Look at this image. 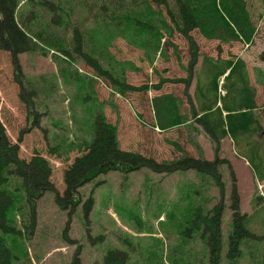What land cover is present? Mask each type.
Masks as SVG:
<instances>
[{
    "label": "rangeland",
    "instance_id": "1",
    "mask_svg": "<svg viewBox=\"0 0 264 264\" xmlns=\"http://www.w3.org/2000/svg\"><path fill=\"white\" fill-rule=\"evenodd\" d=\"M244 1L255 30L248 47L238 41H208L193 30L190 52L182 34L170 37L166 32L167 12L177 21L175 0H166L167 10L152 0H16V23L30 50L17 55L16 70L10 53L0 51V124L12 143L22 136L20 159L29 162L39 155L48 161L54 193L31 202L21 198L23 210L15 216L20 233L13 243L20 259L11 264H71L76 256L78 264H101L107 250L124 252L127 264H208L209 230H194L192 223L199 213L196 223L202 224L219 207L227 253L234 185L251 236L241 244L238 264H264V180L256 181L246 163H251L249 155L235 151L229 135L215 144L189 114L185 125L157 132L150 103L157 95L172 94L182 114L188 99L197 112L200 101H210L204 59H241L255 98L253 113L262 135L254 138L264 167V5L262 0ZM75 34L81 52L114 79L146 90L118 97L107 79L97 80L83 56L74 52ZM189 75L186 91L183 83H171ZM160 79L165 82L159 84ZM217 83L221 107L226 81L221 77ZM99 115L115 127L120 150L154 160L160 171L149 164L127 174L98 176L74 200L58 206L54 195L63 197V170L85 153ZM184 156L218 159L223 192L209 174L173 170L169 163ZM17 186L12 178L11 189ZM221 264L229 262L222 259Z\"/></svg>",
    "mask_w": 264,
    "mask_h": 264
},
{
    "label": "trees",
    "instance_id": "2",
    "mask_svg": "<svg viewBox=\"0 0 264 264\" xmlns=\"http://www.w3.org/2000/svg\"><path fill=\"white\" fill-rule=\"evenodd\" d=\"M156 5H163L166 0H152ZM177 5V21L168 13L170 26L166 31L170 37L174 32H179L189 45L190 52L194 50L191 32L197 30L206 40H216L219 43L238 41L248 47L253 36L254 26L244 0H175ZM264 5V0H262ZM17 3L16 0H0V51L10 53L11 63L17 69L16 59L20 53H27L28 38L16 23ZM167 10V8H166ZM131 22V21H128ZM133 23V22H131ZM139 25L137 22L134 23ZM144 28V26H141ZM160 35L158 36V38ZM75 38L74 52L83 56L88 65L94 71L97 80L105 81L121 97L125 92H144L146 87L133 88L127 86L123 80L120 82L112 75L104 71L89 55L81 52V45ZM173 52H176L172 46ZM159 51V49H157ZM161 53V52H160ZM193 54L191 58H193ZM206 72L210 74L207 93L210 101L198 104V111L188 99V109L182 114L180 112V101L172 94L157 95L150 101L151 110L156 128L160 132L173 130L185 125L189 121V114L196 122L202 123L211 139L218 144L226 135L234 142V150L249 155L251 163L249 167L254 171L256 181L264 180V167L261 165L260 151L256 145L255 136H261L259 126L254 118V110H257L253 90L249 85L246 74L245 63L238 58L227 59L223 62L204 59ZM192 62L189 63V68ZM221 77L226 81V97L221 107L217 106L216 89L217 81ZM165 81L159 80V84ZM183 83L185 91L189 86L190 75L184 80H171V83ZM157 91V88H153ZM196 97L199 93L195 91ZM187 96V94H185ZM212 96V97H211ZM225 113L223 116L222 114ZM201 125V124H200ZM22 136L19 135L17 142L12 143L7 137L4 127L0 124V264H11L15 259H20L19 253H14L18 246L13 244L20 233L17 230L16 213L22 212L21 198L31 202V199H40L46 193H54L51 183L52 170L47 160L39 155L33 156L29 162L19 158V143ZM176 147V144L173 143ZM244 158V157H243ZM151 164L153 171H160V167L152 159H145L141 155L119 149L116 140V129L107 123L102 115L94 126V137L84 154L76 157L62 173V182L65 187L63 197L54 195L55 203L60 206L62 201L74 200L78 190L91 182L98 176L109 173H131L142 166ZM173 170H195L198 173L209 174L215 181L216 186L223 192L220 176L217 174L219 160L213 162L204 159L184 156L181 159L170 162ZM169 168V167H168ZM12 178L18 180V186L11 189ZM25 193V194H24ZM232 230L228 237V251L224 254V245L221 242L218 218L219 207L214 211L211 218L203 217L202 224L196 223L200 219L199 213L192 223L194 230H209L210 253L208 264H221L225 259L229 264H238L240 258L241 244L251 238L246 230V216L241 215L238 210V197L235 192V185L232 188ZM33 204V203H32ZM33 210V205H30ZM69 226L67 224L63 231V237ZM33 222L30 225L32 229ZM194 232V231H193ZM204 232H202L203 234ZM188 238L191 237L186 233ZM6 238L10 249L6 246ZM14 247V248H13ZM79 248L77 250V253ZM126 254L118 250H107L101 264H127ZM76 256L71 264H78Z\"/></svg>",
    "mask_w": 264,
    "mask_h": 264
},
{
    "label": "water",
    "instance_id": "3",
    "mask_svg": "<svg viewBox=\"0 0 264 264\" xmlns=\"http://www.w3.org/2000/svg\"><path fill=\"white\" fill-rule=\"evenodd\" d=\"M263 59H264V56H263Z\"/></svg>",
    "mask_w": 264,
    "mask_h": 264
}]
</instances>
